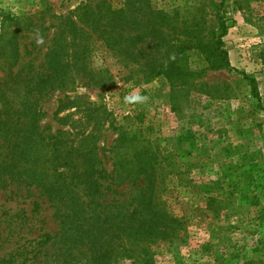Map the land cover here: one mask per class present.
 <instances>
[{
	"label": "rangeland",
	"instance_id": "rangeland-1",
	"mask_svg": "<svg viewBox=\"0 0 264 264\" xmlns=\"http://www.w3.org/2000/svg\"><path fill=\"white\" fill-rule=\"evenodd\" d=\"M84 1L46 0L55 14ZM119 1L112 0L116 5ZM148 2L167 12L178 10L185 18L200 16L204 36L216 29L218 0ZM38 7L39 0H0V14L17 15ZM221 7L228 24L222 40L231 69L209 68L197 51L190 50L183 65L192 74L185 82L168 85L161 77L125 82L112 58L95 57L92 66L111 74L107 88L83 84L84 79L70 69L71 81L32 103L36 112L32 121L45 141L60 131L63 151L69 146L91 150L107 172L109 146L116 135L112 124L132 120L182 170L165 177L163 196L168 210L186 219L182 232L186 243L176 250L168 242L153 243L151 249L140 250L134 262L125 259L116 264H175L176 258L181 264H264V0H224ZM52 30L42 37L43 45ZM44 51L42 46L33 52L34 63ZM240 71L254 79L257 98ZM61 98L69 105L58 109ZM100 105L105 112L100 108L90 119L88 109ZM135 113L139 119L125 121ZM26 150L30 163L25 167L40 162L49 169L53 163L49 146L33 144ZM65 169L57 167L64 175L55 182L54 177L46 179L59 186L56 193L85 199ZM25 173L27 169L14 172L0 183V264H56L61 206L53 191L29 183ZM111 188L120 193L116 198L129 193L125 184ZM44 234L51 239L42 243Z\"/></svg>",
	"mask_w": 264,
	"mask_h": 264
},
{
	"label": "trees",
	"instance_id": "trees-1",
	"mask_svg": "<svg viewBox=\"0 0 264 264\" xmlns=\"http://www.w3.org/2000/svg\"><path fill=\"white\" fill-rule=\"evenodd\" d=\"M223 1L214 4L216 29L210 30V36L202 34L200 16L190 14L185 18L178 10L153 8L148 0H122L119 5L112 0H86L63 14L53 13L46 0H39L35 11L17 15L1 12L0 183L8 175L27 169L29 183L55 193L62 222L55 234L60 243L56 264L134 262L140 250L151 249L153 243L168 242L173 250L185 244L182 232L186 219L168 210L163 196L165 177L183 172L169 153L160 152L155 142L141 133L135 120L112 124L116 135L109 146L111 168L107 172L91 150L69 146L63 151L64 143L57 135L60 131L45 141L32 121L36 115L32 103L71 81L70 69L84 79L83 84L107 88L111 74L106 68L92 66L95 57L112 58L121 67L125 82L155 77L163 78L168 85L185 82L192 74L183 65L190 50L197 51L209 68L231 69L222 40L228 28L221 11ZM50 28L52 34L43 45L42 37ZM42 46L45 51L41 60L34 63L33 52H39ZM240 73L257 98L254 79ZM58 101V109L69 105L62 98ZM100 108L104 113L101 105L87 108L92 114L89 118ZM139 118V113L124 117L125 121ZM33 144L50 147L54 164L50 163L49 169L40 162L25 167L30 163L26 148ZM57 167L66 168L85 199L56 193L61 190L54 182L64 175ZM47 176L54 177V182ZM124 184L129 193L123 199L116 198L120 193L111 186ZM43 236L42 243L51 239L49 234ZM175 264H181L177 258Z\"/></svg>",
	"mask_w": 264,
	"mask_h": 264
}]
</instances>
